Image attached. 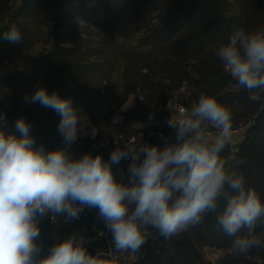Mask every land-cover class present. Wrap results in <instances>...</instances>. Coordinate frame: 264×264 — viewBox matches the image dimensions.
Segmentation results:
<instances>
[{
  "label": "trees",
  "instance_id": "obj_1",
  "mask_svg": "<svg viewBox=\"0 0 264 264\" xmlns=\"http://www.w3.org/2000/svg\"><path fill=\"white\" fill-rule=\"evenodd\" d=\"M240 1L238 12L227 13V0H0V126L6 134L20 136L15 121L23 117L31 125L34 147L43 146L45 151L67 147L73 158L91 153L108 161L117 136L128 139L142 132L160 148L174 143L169 101L176 109H190L201 94L211 95L230 111L232 129L246 125L232 173L243 177L245 188L254 189L264 202V89L250 93L240 86L217 55L235 30L264 28V0ZM124 14L132 16L134 38L119 32L117 18ZM13 25L22 35L19 43L3 38ZM110 38L116 40L109 42ZM23 56L27 59L20 64L17 58ZM119 61L120 94L108 106L105 83ZM41 86L70 100L86 120L88 134L64 144L58 132L61 116L39 103L25 102V96ZM129 95H135L136 105L122 112L120 122H111L116 106ZM136 121L147 122L149 129L132 128ZM229 149L226 144L220 153L225 162ZM130 163L112 165L123 183L129 178ZM226 190L230 191L227 186ZM225 203L222 199L201 223L167 239L146 228V243L136 253H117L119 264H264V248L243 254L233 249L234 237L217 222ZM39 227L37 259L73 235L90 238L85 248L92 255L113 247L112 234L95 208L84 207L78 219L52 220L48 214ZM246 232L243 229L239 235ZM254 234L264 237V221L257 222ZM205 248L224 254L209 262Z\"/></svg>",
  "mask_w": 264,
  "mask_h": 264
},
{
  "label": "clouds",
  "instance_id": "obj_2",
  "mask_svg": "<svg viewBox=\"0 0 264 264\" xmlns=\"http://www.w3.org/2000/svg\"><path fill=\"white\" fill-rule=\"evenodd\" d=\"M3 38L19 43L22 35L13 25ZM217 55L240 86L250 93L264 89V28L235 30ZM24 99L61 116L58 132L66 146L88 134L86 120L56 91L41 86ZM172 104L170 100L169 110ZM168 124L175 129L174 143L117 147L108 161L91 153L73 158L67 147H34L31 125L23 117L15 121L20 136L6 134L0 126V264H119L117 253H136L146 243V228L170 238L201 223L222 199L226 203L217 222L234 237L233 249L243 254L264 248V237L254 234L257 222L264 221V202L254 189L245 188L243 177L227 170L220 156L231 138L230 111L215 97L201 94L190 109L171 114ZM210 128L218 130L213 141L207 138ZM90 134L95 136L94 128ZM122 159L131 160L127 184L112 170ZM84 207L98 210L113 247L92 255L83 238L73 235L37 259L40 219L48 214L53 220L78 219ZM243 229L246 234L239 235Z\"/></svg>",
  "mask_w": 264,
  "mask_h": 264
},
{
  "label": "rangeland",
  "instance_id": "obj_3",
  "mask_svg": "<svg viewBox=\"0 0 264 264\" xmlns=\"http://www.w3.org/2000/svg\"><path fill=\"white\" fill-rule=\"evenodd\" d=\"M20 2V0H19ZM240 0H227V13H236L238 12L239 8H240ZM117 23H118V29L119 32H124L126 34L127 38H134L136 32L134 31L133 28V21H132V16L130 14H124L122 16H119L117 18ZM134 31V33H133ZM84 36H87V38H93V35L90 34H86L84 33ZM117 37V36H116ZM91 40V39H90ZM116 40L113 38L109 39V42H114ZM120 42V40H119ZM119 44V43H118ZM26 56L23 57H18L17 58V62H19L20 64L24 63L25 60L27 58H25ZM122 65L120 64V61L118 62V66L116 68V70L114 71L111 79L109 81H107V83H105L107 85L106 87V96H107V103L108 106H113L114 105V100L116 99V97H119V92H120V88H121V82H122ZM136 97L135 95H129V97L127 98L126 101H124L122 104H119L116 106L115 108V112L111 117V122L116 123V122H120L123 118L122 116V112L135 106L136 105ZM172 110V114L174 117L178 116L179 114L177 113V109L175 108V106H172L171 108ZM148 125L147 122L144 121H136L133 123L132 128H138V130H146V126ZM245 130H246V125H240L238 128L235 129H231V138L230 140L226 143L229 145L230 149H229V155L227 157L226 160V168L227 170L232 173L233 171V167H234V156H235V151L237 149V145L239 143V141L244 137L245 135ZM86 131V129H85ZM218 135V130L217 129H213V130H209L207 133V138L210 141L215 140L216 136ZM86 242L84 247H86V245L89 244L90 242V238L86 237ZM224 254L223 250H214L212 248H205L204 249V256L206 258V260H208L209 262H215L216 260H218L222 255Z\"/></svg>",
  "mask_w": 264,
  "mask_h": 264
},
{
  "label": "built area",
  "instance_id": "obj_4",
  "mask_svg": "<svg viewBox=\"0 0 264 264\" xmlns=\"http://www.w3.org/2000/svg\"><path fill=\"white\" fill-rule=\"evenodd\" d=\"M185 108L183 106H179L177 108V113L180 114ZM138 130V128H136ZM146 129H149V126H146ZM140 141H145V143H140ZM139 142V144L137 143ZM139 145H153V143H151L146 137H142V132H138V135H130L128 139H124L122 137V139L120 138V136H117L113 145H111L109 148L110 150H115L117 147L124 149L125 147H131V146H139ZM141 159H143V154H141ZM124 161L126 162H131L130 159H122L120 161L121 164L124 163ZM116 179L119 181L120 179H122V176H119V172L114 174ZM129 183V178L126 180V184ZM52 216V214H51ZM58 216H56L55 220L57 219ZM60 217V216H59ZM52 219V218H51ZM53 220V219H52ZM84 240V245L86 242V237H82ZM89 238V237H88ZM50 250V248H49Z\"/></svg>",
  "mask_w": 264,
  "mask_h": 264
}]
</instances>
